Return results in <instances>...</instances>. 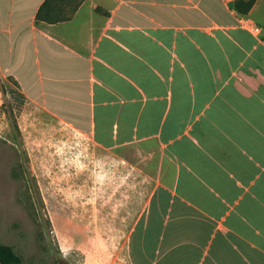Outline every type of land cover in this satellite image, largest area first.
I'll use <instances>...</instances> for the list:
<instances>
[{
  "label": "crops",
  "instance_id": "0c3cea01",
  "mask_svg": "<svg viewBox=\"0 0 264 264\" xmlns=\"http://www.w3.org/2000/svg\"><path fill=\"white\" fill-rule=\"evenodd\" d=\"M263 11L264 0H0V78L146 175L128 264H264Z\"/></svg>",
  "mask_w": 264,
  "mask_h": 264
},
{
  "label": "rangeland",
  "instance_id": "374dc122",
  "mask_svg": "<svg viewBox=\"0 0 264 264\" xmlns=\"http://www.w3.org/2000/svg\"><path fill=\"white\" fill-rule=\"evenodd\" d=\"M254 20L264 28L261 12ZM123 152L95 147L0 78V244L21 264H128L135 186L148 180Z\"/></svg>",
  "mask_w": 264,
  "mask_h": 264
},
{
  "label": "trees",
  "instance_id": "16d2710c",
  "mask_svg": "<svg viewBox=\"0 0 264 264\" xmlns=\"http://www.w3.org/2000/svg\"><path fill=\"white\" fill-rule=\"evenodd\" d=\"M253 2L247 4V10H250ZM0 263L1 264H21L22 259L14 252L13 248L0 244Z\"/></svg>",
  "mask_w": 264,
  "mask_h": 264
},
{
  "label": "built area",
  "instance_id": "2783aa9c",
  "mask_svg": "<svg viewBox=\"0 0 264 264\" xmlns=\"http://www.w3.org/2000/svg\"><path fill=\"white\" fill-rule=\"evenodd\" d=\"M224 1L229 4V3L234 2L235 0H224ZM247 24H248V27H250L252 30H254L255 32H259V29L254 24L248 23V22Z\"/></svg>",
  "mask_w": 264,
  "mask_h": 264
}]
</instances>
